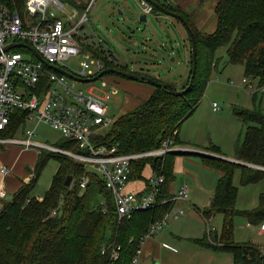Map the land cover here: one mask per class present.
<instances>
[{
	"label": "trees",
	"instance_id": "16d2710c",
	"mask_svg": "<svg viewBox=\"0 0 264 264\" xmlns=\"http://www.w3.org/2000/svg\"><path fill=\"white\" fill-rule=\"evenodd\" d=\"M3 2L12 10L20 11L23 18L27 16L26 0ZM61 2L68 3L81 12L87 10L90 0ZM164 6L186 18L195 32L198 52L193 84L184 95L171 92V89L183 90L192 79L193 47L192 37L188 32L190 69L182 86L177 89L172 84L155 78L168 87L154 86L155 91L149 99L115 119L108 131L96 134L93 139L98 145H118L119 153L123 154L156 150L162 147L165 140L182 145L179 137L181 126L197 109L213 72L221 70L220 66L225 58L226 64L244 66L247 77L264 85V0H218L215 7L217 26L212 34L196 28L192 19L179 7L170 2L164 3ZM155 13L162 12L155 7ZM81 44L83 52L99 59L106 69L113 67L150 76L144 69L131 71L127 66L119 64L113 53L101 44ZM110 74L118 75L112 72ZM42 79L45 77L42 76ZM111 84H115L114 81ZM253 99L256 104L257 93L253 94ZM235 115L242 121L245 129L240 132L234 144L233 158L264 167V109L257 105L253 108H236ZM27 117V111L16 110L7 129L0 136L15 138L21 130L25 132ZM57 147L82 152L79 143L68 138H61ZM205 151L223 154L220 147L213 143ZM179 154L184 153L171 152L165 157H143L132 162L130 181L144 179L147 182L144 175L152 168L155 174L165 176V183L157 191L159 203L156 206L135 211L132 217L121 219L115 198L99 172L89 169L84 162L70 155L42 151L32 169L34 177L30 182H23L13 198L0 207V264H111V252L115 245L121 248L119 259L114 264H133L151 226L176 207L177 202L162 201L172 197L170 188L174 178L173 165ZM52 157L59 162L58 171L51 187L38 199L31 193L43 168ZM202 158L205 165L223 172L218 179L211 204L202 209V216L209 223L217 214H222L224 226L221 232L211 234L213 242L209 240L208 234L201 239H194L195 242L214 251L232 253L234 264H264V246L251 240L237 241L233 224L238 215L254 226L264 223V189L259 193L257 206L238 209L236 204L239 188L234 180L235 173L240 170L242 186L260 184L264 180V169L210 155H203ZM69 175L72 176V181L67 186L65 182ZM85 175L89 176V182L82 188L80 182ZM147 188L150 189L149 182ZM105 247L106 252L102 253Z\"/></svg>",
	"mask_w": 264,
	"mask_h": 264
},
{
	"label": "built area",
	"instance_id": "2783aa9c",
	"mask_svg": "<svg viewBox=\"0 0 264 264\" xmlns=\"http://www.w3.org/2000/svg\"><path fill=\"white\" fill-rule=\"evenodd\" d=\"M96 0H90L88 9ZM120 1V0H119ZM141 6L142 12L147 16L155 13V5L147 0H136ZM50 6L63 11L65 3L61 0H26L27 16L22 17L20 11L9 8L3 0H0V133L7 129L12 115L16 110L28 112L27 128L22 140L1 137L0 143L24 144L26 148L36 150L37 155L42 151H54L84 162L89 169L99 172L107 187L111 190L116 201L117 212L120 218H130L135 211H143L153 208L157 201V191L165 183V176L155 174L150 168L146 176L150 189L145 192H137L129 189L132 162L143 157H165L171 152L190 153L198 152L192 147L175 144L172 140H165L162 147L156 150H144L138 153H119L118 145L96 144L93 137L96 134L111 129L115 119L110 115L109 103L112 94L117 91L115 84H110L111 90L100 89L103 94L94 90H85L78 87V83H87L75 80L66 73L63 74L53 67L60 66L79 78H94L106 66L90 54L82 50L81 41L78 39L80 29L88 21L86 14L77 20L78 13L67 18L50 16ZM24 43L34 48L42 56L38 58L36 52L30 51L25 46L5 48L10 45ZM84 55L81 61V70L71 72L62 66L63 62L72 56ZM42 76L45 79H42ZM231 83H235L233 80ZM243 82L254 94L264 92V85L249 77H244ZM104 82L103 85H108ZM218 104L214 102V106ZM44 122L61 132L63 138L72 139L79 143L82 152L62 150L61 148L33 141L36 135L37 125ZM35 124V128L32 126ZM10 169L1 168L2 174L7 175ZM89 177L84 176L81 187H86ZM190 185L184 184L176 192H172L171 198L163 203L177 202L189 199ZM7 191L0 186V207L6 202ZM41 199V198H38ZM55 211L53 212V214ZM186 211L181 207H174L167 215L151 226L147 236L162 229L170 219L185 215ZM208 237L216 228L206 223ZM264 230V223L261 225ZM213 242V240H211ZM119 245H115L111 252L112 263L119 259ZM264 251V248H263ZM106 252V247L102 253ZM141 249L133 260L138 264Z\"/></svg>",
	"mask_w": 264,
	"mask_h": 264
},
{
	"label": "rangeland",
	"instance_id": "374dc122",
	"mask_svg": "<svg viewBox=\"0 0 264 264\" xmlns=\"http://www.w3.org/2000/svg\"><path fill=\"white\" fill-rule=\"evenodd\" d=\"M215 1L216 0H208L207 5L210 6ZM127 3L133 7V16H135L134 19L132 16H130V19H128ZM124 5L126 6L124 7ZM195 6V4H192L193 8ZM123 10L124 13L121 14ZM76 12L77 8L65 3V9L63 11L57 10L55 7L50 6L48 14L50 16L55 15L65 19L69 15L75 14ZM141 13V6L136 0H124L120 2L115 0H96L90 9L78 13L77 20L85 14L88 20L80 29L79 34L77 35L78 39L82 43L97 42L98 44H101L106 50H110L113 53L119 64L127 66L131 71H141V69L138 68L139 62H146L150 68L145 72L150 74L151 78H158L172 84L173 86L177 87V89L180 88L184 83L183 80L185 78L184 66L182 65L181 60L183 61L185 57L186 47L184 40L178 36L175 24H178L180 28L184 24L180 20L178 21V18L176 19L175 17V19H158L154 15L155 13H152L148 16V22H142L140 21ZM210 14H212V12H210ZM153 25L155 27H152ZM150 31L156 34V37L160 38V40H156V37L154 36L153 41L145 42L144 39L149 36L147 33H151ZM175 34L177 36H175ZM151 36L153 35H150L149 38H152ZM168 36H170L168 45H164V48H159L158 43H167L166 40ZM187 42L189 47V38ZM175 50L176 53H178L179 59L176 54H171L172 51ZM84 59L85 57L82 54L79 56H72L67 58L63 62L62 66L66 67L71 72L77 73L81 70L80 63ZM158 61H160V63H158ZM136 65L137 67H132ZM220 67L221 70L219 72H213L211 80L205 89V95L200 101L197 109L193 114L185 119V123L181 126V137L185 139L186 135L189 136V138H191V144L198 145L200 147L208 145L207 139H210L211 141L216 140L220 142V145H222L224 148L223 150H225V152L229 155L232 152L234 143L237 141L235 140L237 134L245 129V127H243L244 124L240 120L237 122L232 120L233 115H235V109L241 108L243 106L242 103L246 101L251 103L253 94L248 87H245L246 83L243 82V78L246 77V75L243 72L242 65L226 64L225 58ZM231 80L235 82V85L230 82ZM112 81H115L114 83L117 84V91L112 94V98L109 103V113L114 119L119 118L126 112L139 106L140 103L147 100V98L151 95V93L144 92L139 89L141 85L149 86L150 84L147 82H136L132 79L125 77L123 78L115 74L105 75L95 81H88L87 83L80 82L78 83V87L85 90L93 89L94 92L103 94L100 89L110 91V84ZM104 82H108L109 84L104 86ZM214 101L218 103L220 110L213 113L214 108L212 105ZM262 105L264 108V100ZM32 126L34 128L36 127L35 124ZM21 131L15 135V139L22 140V138H24V134ZM61 138H63L61 132H59L54 127H51V125L41 122L37 125L36 135L32 137V140L57 147V144ZM212 143L213 142H210V144ZM1 144L2 149H0V156L3 158L1 157L2 159H0V164H6L9 168L13 163L16 166L13 170H10L8 176L16 179L17 181H23L25 180V177L30 174V182V180L34 177V173L31 169V159L34 157L35 160L36 150L29 149V152H27L25 150L24 144L21 145L9 142ZM185 147L189 146H184V148ZM23 150L26 151L25 154L22 153ZM182 155L186 154H180L179 156ZM58 166V160L52 157V159L43 168L38 182L36 183V187L31 193L32 196L44 195V193L51 187L53 177L58 171ZM239 171L240 170H237L234 177L235 184L239 187V196L236 207L238 209H244L243 207L247 206V208H253L258 203V193L264 189V183L260 186L246 185V187H244L240 183ZM148 172L149 169L146 171V173ZM197 172H205V169H197ZM85 176L89 177L88 175ZM209 190L210 189L208 187L204 186V189L202 192H200V195H202L204 199L207 197L209 198V195H207ZM12 198L13 192H9L7 195V200H11ZM181 201L183 203H187L189 199H187V201ZM207 204L208 206L210 205V200H208ZM181 208L186 211V207L181 206ZM186 212L188 213V211ZM196 213L197 212L195 211L192 212V214L199 219L200 217ZM181 217L182 216L170 219L162 229L155 232V235H157L159 232H164L169 223L175 221L176 219H180ZM212 220L209 223L213 227L217 229H221L223 227L222 214H217V219H214L213 221ZM247 223L249 222L245 218L239 215L235 216L233 221L235 239L239 242H248V240L253 237L258 242H263L257 238L256 233L253 235V227H250ZM202 225V232H204L206 224ZM206 234H208L207 225L204 236ZM209 249L213 251L212 248ZM222 253L228 254L230 257L229 264H233V254L228 251H223Z\"/></svg>",
	"mask_w": 264,
	"mask_h": 264
},
{
	"label": "crops",
	"instance_id": "0c3cea01",
	"mask_svg": "<svg viewBox=\"0 0 264 264\" xmlns=\"http://www.w3.org/2000/svg\"><path fill=\"white\" fill-rule=\"evenodd\" d=\"M115 1L120 2V1H124V0H120V1L115 0ZM159 1L162 4L170 2L173 5L179 7L181 10H183V12L188 17H190L192 19L194 26L196 28H198L201 32L212 34V32L215 30V28L217 26V17L215 14V7H216L218 0H216L210 6L207 5L208 0H206V1L205 0H159ZM192 4H195L196 6L193 8ZM125 6L126 5H124V7ZM127 6H128V19H130V16H132L134 19L135 16H133L134 15L133 7L130 4H128ZM207 6H208V8H207ZM210 12H212V14H210ZM77 13H79V12L77 11ZM123 13H124V10L121 12V14H123ZM154 15L158 19L174 18L173 16H170L168 14L166 15L164 13H155ZM148 16H147V18H148ZM140 21L148 22V19H147V21H143L140 19ZM175 26L177 29L178 36H180L185 42L184 43L185 47H186L185 57H184L183 61L181 60V62H182V65L184 66V71H185L184 77L187 78L186 76H187L189 69H190V62H189V60H190V49L188 47V42H187L189 34H188V31L184 25L183 26L185 28L183 26L180 28V26L178 24H175ZM152 27H155V26L153 25ZM147 34H149V36L150 35H153V36H151L152 38H149V36L146 37L144 39L145 42H149V41L151 42V41H153L154 36L156 37V34H154L153 32H151V33L148 32ZM175 36H177V35L175 34ZM169 37L170 36H168V38L166 40L167 43H163V42L161 44L158 43L159 48L160 47L164 48V45H166V46L168 45ZM156 40L159 41L160 38L156 37ZM95 44L99 45L97 42ZM173 53L176 54L178 59H179V56H178V53H176V50L172 51L171 54L173 55ZM173 60H174V58H173ZM158 63H160V61H158ZM138 66H139L138 68L144 69V71H147L150 68L148 63L142 62V61L139 62ZM132 67H137V65L132 66ZM243 72H244V66H243ZM136 82L146 83L143 81H136ZM232 84L235 85V83H232ZM150 85L149 86L141 85L139 87V89L141 91L151 93V95L147 99H149L153 95V92L155 91V87L150 86ZM245 87H248L247 84H245ZM250 90L252 91V94H254L253 90L252 89H250ZM263 100H264V92L261 91L258 93V100L256 101V104H254V99L252 98L251 103L246 101V102L242 103L243 104L242 107L243 108L244 107L253 108L255 105H257V106H260L261 108H263V105H262ZM214 102H216V101H214ZM214 102L212 105L214 108L213 113L215 111L218 112L220 110V106L219 105H217L218 107L214 106ZM232 120H234L236 122L239 121V119L237 118L236 115H233ZM184 123H185V121H184ZM22 133L24 134V137H25V132H22ZM239 133L237 134L238 137H239ZM237 136H236L235 140H237V138H238ZM179 137H181V129L179 131ZM181 140H182L183 146H189V147H192L198 151H201V150L203 151V152H190V153H186V155H182V156H179L180 155L179 154L178 156H176L175 162L173 165V167H174V178L172 180L171 188H170L171 194H172V192L176 193L181 188V186H183L184 184H187V183L190 185V192L192 189V192L189 196V201L187 203H183L181 200L177 201V203H176V207H181V206L186 207V211H188V213L186 212L187 214L182 215V217L180 219H176L175 221L169 223L164 232H159L157 235H155L156 233H154V234H151V235L144 238L143 245L141 248V253L138 256L139 257L138 264H229L230 263V257L228 254L222 253L223 251H221V250H218V251L213 250L212 251L209 249V247H206L204 245L202 246V245L196 243L194 239H201L204 236V232L206 229V225H205L206 222L202 216V209L208 207V204H207L208 200H210V204H211L212 198L214 196L213 193L216 189L218 179L220 178V176L223 175V172H221L217 169L214 170L213 168L205 165L203 162L202 156L203 155H210L213 157H220L222 159H226L228 161H231L232 159H235V158H233L234 146L232 147L231 154L228 155L225 152V150H223L224 148L222 145H220V142H218L216 140L211 141L210 139H207L208 145L210 144V142H213V143H215L221 147L223 154H217V153L215 154L212 152L205 151V148H207L208 145H206V146L202 145L203 147H200L198 145L191 144V138H189V136H187V135L185 136V139H183V137H181ZM202 142H204V141H202ZM29 149L30 148L25 147V150L27 152H29ZM26 151L23 150L22 153L25 154ZM23 154H22V156H23ZM1 157L2 156H0V159L3 158V157L2 158ZM37 158H38V155L36 153L35 154V160H34V157L31 159L32 160V166H31L32 168L31 169H33ZM4 166L7 167L6 164H0V186L5 187V189L7 191V195L9 192H13V194H14L21 187L23 182H29L30 174L25 177V180L17 181L16 179H13L12 177L8 176V174L10 172L7 175L2 174L1 168ZM15 167L16 166L13 163L10 168L9 167H7V168H9L10 170H13ZM201 168L205 169V172L198 173L197 169H201ZM149 171H150V169H149ZM148 174H149V172L145 173V175H144L145 178ZM239 179H240V175H239ZM263 183H264V180L261 181L260 184H252V186H260ZM204 186L208 187L210 189L207 193V195H209V198L207 197L206 199H204L203 196L200 195V192H202V190L204 189ZM129 189L143 193L148 189L147 188V182L144 179L142 181L132 180L129 182ZM36 197L42 198V195L36 196ZM6 201H8L7 198H6ZM258 201H259V198H258ZM257 205H258V203L255 206H257ZM247 207H243V208L247 209ZM244 209H242V210H244ZM193 211L197 212L196 214L199 215V217H200L199 219L195 215L192 214ZM214 219H217V216H215L213 218V220ZM202 224L205 225L204 232H202V229H203ZM247 224L250 227H253V230H252L253 235H254V233H256L257 238H259L263 242H258L253 237H251L250 240L255 242V243L260 244L263 247L264 246V240H263L264 230H261V225L254 226V225L249 224V223H247ZM222 225L224 226V216H223V224ZM222 228L221 229L216 228L217 233L221 232ZM198 229H199V231H198ZM199 236H202V237H199ZM232 262L234 264V258L233 257H232Z\"/></svg>",
	"mask_w": 264,
	"mask_h": 264
},
{
	"label": "water",
	"instance_id": "95a60500",
	"mask_svg": "<svg viewBox=\"0 0 264 264\" xmlns=\"http://www.w3.org/2000/svg\"><path fill=\"white\" fill-rule=\"evenodd\" d=\"M149 3L151 4H154L156 6L157 9H159L160 12L164 13V14H168L170 16H173L175 18H178L183 24L184 26L186 27L187 31L190 33L191 37H192V47H193V61H194V68H193V74H192V79L190 81V84L184 88L183 90H176V89H171V92L175 95H184V93L191 87V85L193 84V81H194V75L196 73V69H197V52H198V49L196 47V38H195V32H193L191 26L189 25L188 21L186 20V18H184L183 16L169 10L168 8H166L164 6V4L162 3H159L157 0H147ZM140 19L143 20V21H147V15L145 13H141L140 14ZM15 46H25L26 48H28L30 51L32 52H36V55L38 56L39 59L42 60V56L40 55L39 52L35 51L34 48H32L31 46L29 45H26L24 43H20V44H14V45H10V46H7L5 49L6 50H9L11 47H15ZM48 66H51L53 67L55 70L63 73V74H67L68 76H70L71 78H74L75 80H78V81H83V82H88V81H95L97 80L98 78L104 76L105 74H110V72L112 73H116L118 75H121L122 77H127L128 79H132V80H135V81H144V82H147L153 86H157V87H163V88H167V84L163 83V82H160L158 81L157 79L155 78H151L150 76H146V75H143V74H134V73H130V72H127V71H122V70H118L117 68H113V67H109L107 69H104L102 72H100L98 75H96L94 78H89V79H84V78H79L77 76H75L74 74L68 72L66 69L60 67V66H54V65H49L47 64ZM198 152H203L202 150L201 151H198ZM207 153V152H206ZM233 161H236L238 163H241V164H247V165H250V166H253V167H259L260 169L264 167L263 166H257V165H254V164H249V163H244V162H241V161H238V160H235V159H232ZM71 181H72V176L69 175L65 184L67 186H70L71 185Z\"/></svg>",
	"mask_w": 264,
	"mask_h": 264
}]
</instances>
